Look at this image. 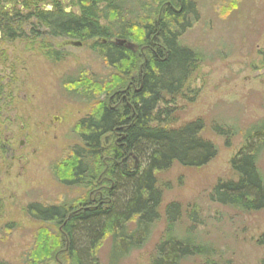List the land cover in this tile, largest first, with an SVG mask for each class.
Here are the masks:
<instances>
[{"label": "trees", "instance_id": "obj_1", "mask_svg": "<svg viewBox=\"0 0 264 264\" xmlns=\"http://www.w3.org/2000/svg\"><path fill=\"white\" fill-rule=\"evenodd\" d=\"M75 4L80 15L61 16L51 28L68 39L95 41L94 50L119 76L111 87L87 80L84 74L74 81L82 83L77 93L88 102L104 94L108 100L78 123L81 145L55 165L53 176L66 187L90 189V194L68 205L33 203L24 209L27 217L42 224L25 264H102L97 251L106 237L111 240L108 264H121L148 243L160 219L157 175L174 164L202 168L218 152L201 137V121L175 128L170 116L163 119L168 113L161 109L181 94L204 61L201 52L180 42L199 18L197 0H77ZM114 40L127 41L143 54L115 45ZM215 132L235 135L233 128L216 127ZM263 155L264 120L245 130L231 162L234 179L218 183L210 200L246 214L264 212V176L259 169ZM166 215L165 238L156 248L153 264H184L211 256L214 250L208 253V249L213 248L191 232L176 236L179 204L171 203ZM190 218L197 223L195 211Z\"/></svg>", "mask_w": 264, "mask_h": 264}, {"label": "rangeland", "instance_id": "obj_2", "mask_svg": "<svg viewBox=\"0 0 264 264\" xmlns=\"http://www.w3.org/2000/svg\"><path fill=\"white\" fill-rule=\"evenodd\" d=\"M76 1L66 0V10L80 15ZM197 7L199 18L180 42L201 52L204 61L181 94L161 109L168 113L163 119L170 116L175 128L201 121V137L217 147V156L202 168L174 164L157 175L162 192L160 219L148 243L121 264H153L156 248L165 238L166 209L171 203L181 208L176 236L191 232L205 247L213 248L208 253L214 250L207 258L194 257L184 264H261L264 260V212L246 214L210 200L218 183L234 179L231 162L245 130L264 120V0H197ZM73 42L81 46H72ZM51 43L57 48L65 45L64 51L24 52L18 47L14 53L1 54L0 76H7L9 65L14 64L15 90L8 106L12 112L3 111L0 101L8 120L2 140L14 130L16 156L27 160L9 172L11 153H0V264H25L26 255L32 253L42 224L25 215L28 205H68L90 194V189L66 187L53 176L55 165L81 145L78 123L108 100L104 94L88 102L77 93L82 83H74L84 74L87 80L111 87L119 76L94 50L95 41L57 38ZM126 46L139 52L133 44ZM216 127L233 128L235 135H219ZM20 141L25 143L23 150ZM259 169L264 176V155ZM194 211L197 223L190 218ZM110 249L106 237L97 251L102 264L109 263Z\"/></svg>", "mask_w": 264, "mask_h": 264}, {"label": "flooded vegetation", "instance_id": "obj_3", "mask_svg": "<svg viewBox=\"0 0 264 264\" xmlns=\"http://www.w3.org/2000/svg\"><path fill=\"white\" fill-rule=\"evenodd\" d=\"M66 9V0H0V60L3 52L14 53L18 47L24 52H56L57 49L64 51L65 45L57 48L51 43V39H66V34L54 32L51 22L57 21L61 16L72 14ZM74 15L77 16L75 13ZM19 42L25 44L18 45ZM13 66L14 64L9 65L7 70L10 73L7 76L5 73L0 76V101L5 112H12L8 106L13 104L15 97ZM5 99H9V102H4ZM9 120L10 123H14V118ZM7 122L5 113L0 110V153H11L10 172L16 163L20 164L27 158L16 156L18 150L14 148V130H11L9 138L2 140V129ZM19 148L23 150L25 143L20 141Z\"/></svg>", "mask_w": 264, "mask_h": 264}, {"label": "water", "instance_id": "obj_4", "mask_svg": "<svg viewBox=\"0 0 264 264\" xmlns=\"http://www.w3.org/2000/svg\"><path fill=\"white\" fill-rule=\"evenodd\" d=\"M113 43L115 44V45H118V46H124V45H126V44H128L127 43V41H121V40H114L113 41ZM71 45L72 46H76V47H80L81 46V43H71ZM134 46H131L130 48H133Z\"/></svg>", "mask_w": 264, "mask_h": 264}]
</instances>
